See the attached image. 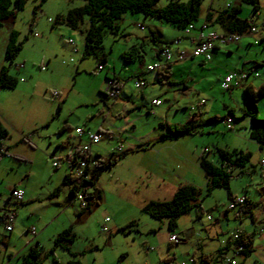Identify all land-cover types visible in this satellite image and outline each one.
Returning a JSON list of instances; mask_svg holds the SVG:
<instances>
[{
  "label": "rangeland",
  "instance_id": "rangeland-1",
  "mask_svg": "<svg viewBox=\"0 0 264 264\" xmlns=\"http://www.w3.org/2000/svg\"><path fill=\"white\" fill-rule=\"evenodd\" d=\"M172 1L188 2L160 0L157 6L163 7ZM212 2L213 0H202L201 10L206 13ZM227 2L234 3L235 0H215L214 7L218 9ZM261 3L259 16L262 17L255 23L264 19V0ZM84 4V0H45L43 3L40 0H26L24 8L17 11L15 31L23 44L10 74L17 77L19 85L11 90L0 89V116L9 134L4 148L0 146V214L4 207L16 208V220L13 224L15 232L9 239L5 226L0 221V239L9 240V244L0 245V254L8 246L6 262L10 255L14 258L11 264H21L23 256L29 250L24 247L34 245L30 232L25 228L33 226L39 233L42 226L54 221L49 230L38 238L42 264H56L54 259L58 261L57 264H66L71 258L64 249L54 248L55 238L70 226L77 234L76 240L70 244L71 252L78 254L77 259L83 264H166L163 253L165 241L170 234L167 231L168 221L155 220L143 212L142 208L149 202H144L143 205L144 199L167 201L170 196L161 190L156 181L144 175L145 167L156 172L159 170V163L152 167L143 158V154H135L129 149L130 145L138 146L142 141L140 138L154 134L159 123L165 119L179 127L185 123L193 115L190 107L193 106L195 113L197 112L196 94L192 92L185 96L181 91L165 93L166 88L161 83L152 85L144 80L147 86L141 90L136 89L135 81L130 77L147 67L154 44L149 41L142 48L145 52L144 62H140L138 58L125 62L123 55L131 50L133 44H137V51H141V40L138 38L143 34L149 35L150 30L144 26L146 31H143L139 27L142 24L136 25L129 19L124 21V17L118 22L130 39H124L121 33L119 36L105 34L104 48L109 54V61L104 70L97 69L98 62L94 58L82 59L83 31L88 27V19H84L79 31L67 27L57 19L58 16H65L71 9L80 8ZM245 7L252 10V5ZM245 11L243 15H248ZM128 15L129 18H144L142 15L130 13L125 16ZM202 19L204 15L199 22ZM167 25L165 24L166 28ZM64 30H70L72 36ZM168 30L171 31L170 27L165 31ZM172 31L174 34L178 33V30ZM166 36L171 38L168 32ZM70 41L77 44L78 53L70 49ZM251 50L257 51L259 48L252 47ZM3 53L1 54L0 49L1 61L4 58ZM71 59H74L73 62H70ZM17 64L22 66L20 70L16 67ZM42 66L48 70H42ZM113 66L122 83L127 85L128 92L139 94L144 90L145 105L130 118L135 130L127 129V122L119 116V108L114 107L112 112H107L108 109L101 101V92L106 90L108 84L106 78L114 75ZM216 78L218 77L215 75L211 76V92L204 93L207 94L204 96L208 100L209 109L206 117H231L233 128L227 129L222 120H214L204 125L196 124V136L184 137L179 143L180 152L184 154V161L188 164L187 168H181L184 175L182 183H187L190 178L192 184L202 191L198 197L201 207L181 217L178 229H190L195 225L196 232H201L206 237L204 229L219 222L223 229L222 238L226 243L233 240V235L238 232L254 234L255 249L259 257L264 255V237H260V234L264 235V167L260 164L264 158V147L261 150L255 141L250 140L251 119L239 110L245 98L242 87L236 89L235 97H230L222 90L221 85H216ZM261 79H264L263 73ZM254 83L257 87L258 79ZM54 92L58 95L54 96ZM156 97L162 105L151 107L152 100ZM64 98L66 102L63 104ZM59 103L61 110L58 108ZM224 104L233 108V116L229 115L228 109H224ZM256 114L259 119H264V96L258 102ZM77 128L92 133L107 129L112 134L121 135L120 139L108 138L103 134L100 142L93 146V155L96 151L104 161L113 159L114 155L125 154L113 168L102 171L97 186L103 191V200L82 221L78 217L80 202L68 205L70 194L63 185L66 172L75 170L74 165H68L66 156L79 141L75 134ZM119 147H122L121 153L116 150ZM219 148H235L251 154L250 163L246 167L248 173L234 176L230 181V190L235 196L233 198L249 196L248 201L235 209L228 210L232 203L227 198L228 191L216 188L211 195L206 194V179L199 167L198 158L203 154L206 159L219 165ZM169 158V167L183 164L175 155ZM97 159L99 157L93 156L94 162ZM54 162L59 163L58 168L53 166ZM93 169L94 164L91 165V170ZM171 172L174 173V170H170ZM15 186L25 189L23 191L33 199L34 203L30 208L21 207V204L18 205L13 198H9ZM86 187L92 192L90 185L86 184ZM57 188L60 190L58 195L52 197ZM200 211H203L202 220L197 224L193 221L196 213ZM225 212L227 219L222 217ZM106 218L111 222L104 224ZM104 227L107 229L105 234L101 232ZM55 228L60 232L55 233ZM176 245L170 247V254L174 253L176 259L168 264H179L188 260L189 256L181 259V248ZM230 246L229 243L224 250L226 256L232 254ZM22 249L24 250L21 251ZM17 253L19 257L16 256Z\"/></svg>",
  "mask_w": 264,
  "mask_h": 264
},
{
  "label": "crops",
  "instance_id": "crops-1",
  "mask_svg": "<svg viewBox=\"0 0 264 264\" xmlns=\"http://www.w3.org/2000/svg\"><path fill=\"white\" fill-rule=\"evenodd\" d=\"M258 2H259V7L261 9V6H262L261 0H258ZM214 5H215V0H213L211 5H209V8H208L206 13H204V11L201 10L200 19L202 18L203 15H204V19H202V22H199L200 19H198L197 23L194 24V29L191 30V32L188 34L186 32L180 31L179 29L174 28L170 25H167V28L170 27L171 31H169V30L165 31V30H167V28L165 27V24H164L165 22H160V21L151 19V17L143 16L144 18L141 19V17H139V16H137V17L134 16L133 18H131V17L129 18V15L125 16L124 21H127L128 19L131 21L133 20V22H135L136 25L143 24L146 28H148L150 30L149 35L143 34V35H141L140 38H138L139 40H141L140 47H139V48H141V51H137V47H138L137 44L136 45L133 44V46L130 47V49H135V51H137L139 53V55L142 56V59L140 62H144L143 59L145 56V52L142 48L149 41H150V43L154 44L153 49H151L152 57H151V60L148 62L147 67L149 65L151 66L155 62L160 61L159 60L160 58H158V55H159L160 49L165 47V45L163 44L164 42L165 43H171V41H173L175 39H180L179 45L173 46L172 44H170L166 48H169L173 54H176L178 49L179 50H186V51L190 52L194 46L193 41L195 40L196 35L199 34L203 29H204L203 31L206 33L207 32H209V33L210 32H217L220 34L228 33V31L226 29H224V27L213 23V20H215L216 16L219 13L226 10L227 5L239 6V8L241 10L240 19H242V20L253 19V21H252L253 25L261 23V21L258 23H255V21L257 19H260L262 17V16H259L260 9H259L258 13L255 14L253 8L250 11L249 8L245 7V6H251V4L245 3V2H243V0H235L234 3H228L227 2L226 5H223L218 9H215ZM242 9L246 10L245 12H247L246 14H248V15H243L244 10L242 11ZM209 14L211 15L212 20L210 22L209 21L207 22L206 20L208 19ZM16 19H17V16L15 14L11 18H9L5 23H3V26L0 28V49H1V54L4 52L3 53L4 58H5V48H6V44L8 43V40H9L10 32L12 30L16 29ZM120 28H121V37H123L124 39H130L129 34L125 33V31L122 30L121 25H120ZM172 28L175 30H178V33L174 34V32L172 31L173 30ZM69 31L70 30H64L65 33H68L70 36H72L71 32H69ZM143 31H146V29H144ZM158 31L161 32L160 33L161 35L155 34L156 39L154 40V36L151 33H153V32L157 33ZM167 32L169 35H171V38L166 36ZM83 40H84V38H83ZM76 45H77L76 43H75V45H72V44L69 45L70 49L74 52L79 51L78 48L76 47ZM252 47L253 48L258 47L259 50L253 51V50H251ZM2 49H3V51H2ZM4 58L2 59V61L0 60V69L4 65ZM48 63H50L49 60H48ZM162 63L164 65L162 66L161 69H159L157 71L149 72L147 70V67H144L143 69H140L139 71H137V73H135V77L139 76V79L146 81L147 84L156 85L158 83H161V85H163L166 88L165 93L174 92V91H178V92L181 91L182 94L185 96L192 93V92L195 93L196 94L195 101L197 103V112L195 113V112H192L190 110L194 116L192 115L193 117L192 116L189 117L185 121V123L189 122L191 120V118L192 119L195 118V120L197 121L196 124H201V125L203 124L204 125L205 124L204 122L213 119V117L211 118L210 115L206 117V114H209L208 113L209 109H207L208 100L205 99V96H204V95H207L204 93L207 91L211 92L209 90H211V87H213V85H212L213 82L211 81L212 75H215L218 77V78H216V81H217L216 85L219 86V85H221L222 80L230 72L244 70V71H247L249 73L248 78L245 79L242 83L237 84V83L233 82V86H232L231 90L225 91V92H227V94H229L230 97H235V94L237 93L236 89H239L240 87H242V90H243L244 87L251 86L252 89L257 90L260 86H262L264 84V79H261L262 73L264 74V68L260 67L257 69H253V66L255 65V63L264 64V43L258 41L253 36V34H249V33L243 35L239 44L238 43L237 44H230V45H227L224 47L218 46L217 48L213 49L210 53H208L205 56H201L199 58L189 57L182 62L174 61V62H170V63H165L163 61ZM16 67L18 68V70H20L22 68V66L18 65V64L16 65ZM46 69L48 70L47 67H46ZM46 69H44V71H46ZM112 69L114 71V73H113L114 75L110 79H114V80H116V82H118V86L121 89L120 94H119L117 99H115V100L105 99L106 101L103 103L105 104L106 108L108 109L107 112H112L114 107L119 108L121 110V113L119 116H120V118L124 119L123 121L127 122L126 123L127 129L130 128V129L135 130V126L132 124V122H130V118L132 117L133 114L136 113V111H139V109H141L145 105L144 90L140 91L139 94H134V93H132V91L128 92L127 91V85H125V83L124 84L122 83V79L117 74L114 66ZM154 73H157L156 75L158 77ZM159 73H161V76L159 75ZM152 74H153V76H151ZM159 78L162 82L159 81ZM256 79H258V82H259V83H257L258 84L257 87H255V83H254ZM20 81L24 82V79H21ZM107 83H108V81H107ZM147 84L145 83V86L143 88H145L147 86ZM205 85H206V87H205ZM107 90H108V84H107V88L104 92L106 93ZM139 90H141V89H139ZM103 98H104V95H103ZM103 98H101V101ZM157 99H158L157 97L154 98L152 100V102L154 100H157ZM63 100H65V102H66V98H64ZM202 100H204L205 103L203 105H200V102ZM161 105H162V103H161ZM160 106H154L153 104H151V107H160ZM245 107H246V101L244 98L243 106L241 108H239V110L243 113V109ZM224 109H228L230 116L234 115L233 108H228V105L224 104ZM1 117L2 116H0V119H1ZM1 121H2V119H1ZM185 123H183L182 125H184ZM161 124H163L164 128H162L160 126ZM182 125H180V126H182ZM176 126H177V124H174L171 121H167L165 119L164 121H161L159 123L158 128L156 129L154 134L149 135V136L147 135V136L140 138L142 141L139 143V145L138 146L130 145L131 149H129L130 151L133 150V152L135 154L136 153L143 154L142 155L143 158H146V160L150 163V166H152V167L156 166L157 163H159V165H158L159 170H157L156 172L155 171L151 172L147 167H145L146 169L143 170V172H144V175L148 179L156 181L159 184V187L161 188V190H164L167 193V195L170 196V199L175 194V192H177L178 188L181 185L190 184V185L196 186V185L192 184V180L190 178L188 181H186L187 183H182V181L184 180V175L182 173L181 168H183V167L187 168L188 164L184 161L185 160L184 154L180 152L181 149L179 148L178 145L182 141V139L184 137H187V136H183V137L179 138L178 140L161 141V136H163L164 133L166 132V128L167 127L174 128ZM177 127H179V126H177ZM98 132L101 133L100 134L101 138L104 134L108 138L116 137V138L121 139L120 134H117V135L112 134L107 129L104 131H102V129H101ZM76 136H77L79 141L72 146L71 151L66 156V160H67V163L69 166H73L76 163V161H75L76 156H75V152H74L76 150V148H79L80 146H82L83 144H86L88 142V137L85 133L82 134L81 136H78L76 134ZM189 136H191V135H189ZM194 136H196V135H194ZM4 142L2 143V146H1L3 148H4ZM94 145H96V144H94ZM93 146H92V148H93ZM92 148H90V154L93 158V156H96L99 154L95 151V153L93 155ZM227 149L231 150L230 148H227ZM233 149H235V148H233ZM174 155L183 164L179 163L176 166L174 165L173 167L172 166L169 167L168 166L169 163H167L168 159L170 160L169 157H172ZM201 155H203V154H201ZM101 158L103 159L102 156H101ZM141 162H143V161H141ZM198 163L200 165V157L198 158ZM143 164H147V163L143 162ZM54 167H56V166H54ZM58 167L59 166H57L56 168H58ZM170 170H174V173L173 172L170 173ZM244 171L248 173V171L246 169ZM73 172H74V170L73 171L71 170L70 172H66L64 177H66V175H68V174L72 175ZM203 173H204V171H203ZM204 176H205V173H204ZM64 177H63V179H64ZM205 179H206V176H205ZM206 181H207V179H206ZM66 188H68V190L70 192V188L69 187H66ZM15 189H21L22 191L25 190L23 188H20L19 186H15L13 188V190H15ZM233 196H234V194H233ZM244 196L249 200V198H248L249 196H247V195H244ZM9 198L10 199L12 198L11 194H10ZM32 200L33 199L30 198L28 196V193L25 191L24 196H23V202L21 203V205L20 204H18V205H20L21 207L25 206L26 208H30L34 203V201H32ZM148 201H150V200L144 199L143 205H144V202H148ZM74 203L75 202L73 201V197L70 195V201H69L68 205H72V204L74 205ZM9 210H14V212H15L16 208L6 209L4 207V209L1 210V211H3L0 214V221L2 224H4L3 220H2L3 215L5 212H7ZM58 212H60V211H58ZM190 213H188V214H190ZM59 214H57V215L60 216ZM188 214H185V215H188ZM202 215H203V211H200V213H196L195 220L193 222H197V224H198V222H200L202 220ZM222 217L225 219L228 218V216L226 215V212L223 214ZM107 219L108 218H106V220ZM106 220H105L104 224L109 223V222L106 223ZM180 220H181V217L178 219V224L180 223ZM51 222L46 223L44 226H42V228L40 229V232L39 233L37 232V234L35 236H33L31 233L32 228H35V227H33V226L28 227L27 226L25 229L28 230V232H30V234H31L30 236L32 237L31 241H33L34 245L31 244L32 242H29L31 245H29V247H27V248L24 247V249L29 248V250H30V249L36 248L37 250H39L38 248L40 247V242H39L38 238L42 237V235H44L49 230V228L52 226L54 221L52 223ZM178 224H177L176 230H174L173 232H169L168 224H167V231H168V233H170L169 237L172 234H175L181 238L180 243H178L176 245L177 247L180 246V248H181V254H182L181 259H185L188 256L189 257L194 256L195 259H198L199 257H201L203 255V256H211L209 263H203L201 261H198V264H221L223 261V258L226 256V254L223 253L222 256H219V253L221 251H223L224 249H226L228 247L229 243L231 245L229 247V250L231 252L233 251V247H234L233 243L230 240L226 243V241H224V239L222 238L223 229H222V226L220 225L219 222H217V224L209 225L204 229L205 233H206V237H204L201 232L200 233L196 232L195 225H193V224H192L193 225L192 228L185 229V230L178 229ZM55 229H57V230H55V233H56V231L60 232V231H58V228H55ZM5 231H6L5 233L8 234V239H9L10 236H12V234H14V232H15L14 225H13V230L11 232H8L6 229H5ZM53 231H54V229H53ZM103 234H105V233H103ZM37 235H39V236H37ZM5 237H7V236H5ZM260 237L263 238L264 235L262 236V234H260ZM255 241H256V238L253 241V253H252V255H250L248 257L246 256L245 258H242V260L240 261V264H264V255L257 257L258 253L255 249ZM165 242H166V245L164 246L165 252L163 253L164 258H165L164 260H172V259L175 260L176 259L175 254L174 253L170 254L171 253L170 247L174 243H170L168 241V239ZM7 243L9 244V240H6V245H7ZM166 247H167V249H166ZM24 249H22L21 251H23ZM8 252L9 251H8V246H7V247H5L3 254H0V264H11V263H13L14 258H13V256H10V255H9V259L6 262V256L8 255ZM71 253H73V252H71ZM73 254H76V253H73ZM16 256L19 257V253H17ZM70 259L71 258H69L68 261Z\"/></svg>",
  "mask_w": 264,
  "mask_h": 264
},
{
  "label": "trees",
  "instance_id": "trees-1",
  "mask_svg": "<svg viewBox=\"0 0 264 264\" xmlns=\"http://www.w3.org/2000/svg\"><path fill=\"white\" fill-rule=\"evenodd\" d=\"M45 0H40L43 3ZM85 4L78 8L71 9L65 16H58L57 21L62 22L67 27L79 31L83 25L84 19H88V27L83 31L84 35V45L82 59L88 57L94 58L98 62V66L104 67L108 64L109 54L104 48V38L105 34L120 35L121 28L119 20L128 13L142 15L145 17H151V19L165 22L180 31H185L190 24L197 23L201 16V5L202 0H188L187 3L181 2H170L163 7H158L157 4L160 0H84ZM245 3H249L252 6L254 13H258L260 7L258 0H243ZM26 0H0V28L3 26L9 18L17 14V11H21L24 8ZM241 10L239 6L226 7V10L219 13L214 24L224 27L228 33L244 34L250 27L253 19H240ZM211 15H208L207 22L211 21ZM142 26H144L142 24ZM161 32L151 33L156 39L155 34L161 35ZM171 43H163L166 48ZM264 43V42H262ZM22 42L18 39V32L12 30L9 35L8 43L5 48V58L4 65L0 69V89H14L18 88L19 81L17 77L11 75L10 69L14 64V60L19 55L22 49ZM160 49V52L162 49ZM123 58L128 61H134L137 58L141 61L142 56L139 55L135 49H131L129 52L123 55ZM160 58V55H158ZM263 67L264 64L255 63L253 69ZM252 69V70H253ZM237 72H245L247 76L249 73L247 71L241 70ZM161 76V73H159ZM131 79H139V76H131ZM108 82H114L115 86H118V82L114 79L106 78ZM159 81L162 82L159 78ZM115 88V87H114ZM243 95L246 101V107L243 109V115L249 116L251 119L250 123V140L255 141L261 150L264 147V119H259L257 117L258 102L261 97L264 96V84L260 86L257 90L252 89L251 86H246L243 89ZM104 95L102 99L103 102L110 100L109 94L105 92L101 93ZM113 100V99H112ZM65 100H63L64 104ZM58 108L61 110V103L58 104ZM214 120H222L223 122L226 118H213L209 121L204 122L205 124L213 122ZM196 120L191 118V120L180 127H167L166 132L161 136V141L166 140H178L183 136L196 135ZM162 128L163 124L160 125ZM232 130V129H229ZM8 129L5 127L0 119V146L8 138ZM1 151V150H0ZM219 165L214 164L212 161L206 159L204 155L200 156V167L204 171L206 176V194L211 195L212 191L216 188L224 189L228 191V200L233 199L232 191L230 190V181L232 178L237 177V175L244 174L246 167H248L251 154L250 152H245L243 150L236 149H218ZM124 155H114L113 159L109 161H104L100 155L97 162H94V169L87 166V173L90 180L80 181L75 179L73 175L68 174L63 179V185L70 188V195L72 197H77V194L81 192V187L86 186V184L92 187V192H89L88 204L86 207L81 208L78 213L79 219L82 221L88 217L96 207L100 205L103 200V191L97 186V180L100 177L102 171L113 168V166L119 163L120 160L124 158ZM86 189H88L86 187ZM58 188L52 193V197L58 195ZM202 189L190 184L181 185L177 192L171 197L170 200H151L142 208V211L155 220L168 221V230L173 232L177 228L178 219L185 214L190 213L195 208L201 207L198 197L201 194ZM246 201L248 199L245 197ZM251 217L253 216L250 213ZM135 223H131L134 225ZM77 234L74 232L72 226L64 229L54 240V248H62L69 253L71 259L66 264H83L77 259L78 255L71 253L70 244L76 240ZM255 240L254 234H248L244 231L241 232L240 239L236 241L233 246H238L242 249V256H250L253 253V241ZM6 244V241L0 239V245ZM54 250V249H53ZM51 250V252H53ZM225 250V249H224ZM224 250L219 253L222 256ZM194 257V256H193ZM195 258V257H194ZM122 259V258H121ZM211 256H201L195 259L196 264L198 261L203 263H209ZM173 260H165L166 264L172 262ZM56 264L58 263L54 259ZM21 264H42L39 251L34 248L30 249L28 253L23 256Z\"/></svg>",
  "mask_w": 264,
  "mask_h": 264
},
{
  "label": "built area",
  "instance_id": "built-area-1",
  "mask_svg": "<svg viewBox=\"0 0 264 264\" xmlns=\"http://www.w3.org/2000/svg\"><path fill=\"white\" fill-rule=\"evenodd\" d=\"M230 5H227V8H229ZM206 26V25H205ZM140 29L144 30L145 27L140 25L139 26ZM194 29V24H190L187 29L184 31L187 34L191 32V30ZM204 30V29H203ZM201 31L199 34L196 35L195 40L193 41V48L191 49L190 52L186 51V50H177L176 54H173L169 48H163L162 51L160 52V61L155 62L154 64H152L151 66L149 65L147 67V70L149 72H153V71H157L159 69L162 68V66L164 65L162 62L164 61L165 63H170V62H174V61H179L182 62L184 60H186L189 57H194V58H199L201 56H205L208 53H210L213 49L217 48L218 46H227L230 44H239L241 38L243 37V35L245 34H253V36L260 42H264V19L263 21H261V23L259 24H254L251 23L250 27L248 28V30L246 31V33L244 34H238V32L235 33H226V34H220L217 32H204ZM35 37H37V35L35 34ZM180 43V39H175L173 40L172 45L173 46H177ZM70 44L75 45L74 41H70ZM74 59H71L70 62H73ZM42 69H46V67H42ZM99 70H103L102 67L98 66ZM248 76L245 72H237V71H233L230 72L229 74L226 75V77L222 80L221 82V87L222 90L224 91H230L232 86H233V82L240 84L242 83L245 79H247ZM135 81V87L137 89H142L145 86V82H143V80L140 79H135L133 78ZM115 87V88H114ZM120 87L119 86H115L114 82H108V90L107 93L109 94L110 98H112L113 100L117 99L119 94H120ZM58 93L54 92V96H57ZM205 103L204 100H202L200 102V105H203ZM152 104L154 106H160L161 102L160 100H154L152 102ZM190 110L192 112H195V108L192 106L190 107ZM225 126L227 127V129H232V119L230 117L226 118V120L224 121ZM86 131L84 129L78 128L76 129V134L78 136H81L82 134H84ZM88 137V142L86 144H83L82 146H80L79 148H76L75 152V156H76V163L74 164L75 166V170L73 172V176L75 179H78L80 181H89L90 178L88 177V173H87V166L91 167V165L94 163L93 162V158L90 154V148H92V146L94 144H97L100 139H101V133L97 132V133H91V132H86L85 133ZM122 147H119L117 150L118 153H121ZM260 164L262 165V167H264V158L261 159ZM54 166H59L58 162H54L53 163ZM263 187H264V183H263ZM81 192H80V196L79 197H73V201H79L81 208L86 207L88 204V199H89V191L88 189H86V186H82L81 188ZM23 196H24V192L21 189H15L11 191V197L14 199V201L18 204H21L23 202ZM246 199L244 196L242 197H238V198H233L232 199V203L229 205L228 210L230 209H235L236 206H242L245 203ZM3 223L5 225V229L8 232H11L13 230V224L16 220V214L14 212V210H9L7 212L4 213L3 215ZM110 222L109 219L106 220V223ZM102 233H106L107 229L104 227L101 229ZM31 233L33 236H35L37 234V230L36 228H32ZM241 233L238 232L236 234L233 235L231 242L233 244L236 243L237 240L240 239ZM168 241L170 243H174V244H178L180 243V237L172 234L169 238ZM242 249L238 248V246L233 247V251L232 254L229 256H225L223 258V261L221 264H240V258L242 259ZM126 264V263H125ZM179 264H196L195 258L193 256L188 257V260L185 262H181Z\"/></svg>",
  "mask_w": 264,
  "mask_h": 264
},
{
  "label": "bare ground",
  "instance_id": "bare-ground-1",
  "mask_svg": "<svg viewBox=\"0 0 264 264\" xmlns=\"http://www.w3.org/2000/svg\"><path fill=\"white\" fill-rule=\"evenodd\" d=\"M79 196H80V193L77 194V197H79Z\"/></svg>",
  "mask_w": 264,
  "mask_h": 264
},
{
  "label": "clouds",
  "instance_id": "clouds-1",
  "mask_svg": "<svg viewBox=\"0 0 264 264\" xmlns=\"http://www.w3.org/2000/svg\"><path fill=\"white\" fill-rule=\"evenodd\" d=\"M228 118V117H227ZM231 118V117H230ZM242 197V196H241ZM245 197V196H244Z\"/></svg>",
  "mask_w": 264,
  "mask_h": 264
}]
</instances>
